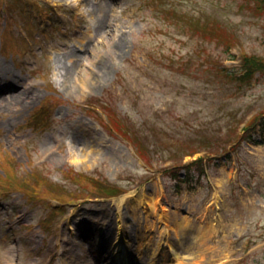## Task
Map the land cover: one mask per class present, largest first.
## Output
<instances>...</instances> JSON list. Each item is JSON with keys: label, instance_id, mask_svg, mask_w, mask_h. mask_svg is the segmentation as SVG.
Returning a JSON list of instances; mask_svg holds the SVG:
<instances>
[{"label": "rangeland", "instance_id": "374dc122", "mask_svg": "<svg viewBox=\"0 0 264 264\" xmlns=\"http://www.w3.org/2000/svg\"><path fill=\"white\" fill-rule=\"evenodd\" d=\"M69 1L6 0L0 74L16 85L0 92V264H264V122L240 131L264 112V73L224 70L263 55L261 4L115 0L113 24L95 29L100 0L89 13ZM75 45L83 62L63 81ZM198 156L192 179L168 172ZM90 177L133 197H94L106 193Z\"/></svg>", "mask_w": 264, "mask_h": 264}, {"label": "bare ground", "instance_id": "6f19581e", "mask_svg": "<svg viewBox=\"0 0 264 264\" xmlns=\"http://www.w3.org/2000/svg\"><path fill=\"white\" fill-rule=\"evenodd\" d=\"M62 1L66 2L67 4L70 2L69 0H62ZM90 1L91 0H72V4L77 6L79 9H81L82 12L86 9L85 11L87 13H89V12H91L92 9L86 8V5L88 6ZM113 1H114V3L112 2V0H107V1L106 0H100L98 2V3H100V5L96 6L95 9L101 10V13L97 14L96 18L98 20L93 25L95 29H99L104 25L108 26L109 22H110V24H113V21H115L116 14L114 12V9H112L110 5L115 4L118 0L116 2H115V0H113ZM59 5L64 6L65 4L60 3ZM59 5H57V6H59ZM106 22H108V23H106ZM119 32H120V30H119ZM83 33H84V35H87V36L92 35V31L88 26L84 27ZM69 38L70 37H68L67 39H69ZM97 42L98 43L102 42V39H100V41H97ZM116 43H122V40L119 39ZM66 46H67V44H63V47H66ZM75 47H77V46L75 45L74 47L66 50L64 55H62V57H61L62 65L60 66L61 69L59 70V76L63 81H65L71 75V68L75 62H77V63L83 62V59L80 57V55L78 53V51H80L81 49H78ZM86 48H87V44L84 46V49H86ZM95 56H96V63L98 64V68L100 70V69H102L100 67V64L102 63V60H103L102 53L98 52ZM100 71H103V70H100ZM98 74H99V72H98ZM6 78H7L6 76H3L0 74V84H3V81H5ZM12 85H16V83L13 82L12 84L0 85V92H7V91L9 92V91L13 90L14 87ZM32 86H33L32 84H29L27 86L22 85V90L26 91L28 94H31ZM20 91H21L20 89L17 90V92H20ZM131 197H133L132 193H126V194H123V195L117 197L116 199L118 200L119 203H124L127 201L128 198H131Z\"/></svg>", "mask_w": 264, "mask_h": 264}, {"label": "trees", "instance_id": "16d2710c", "mask_svg": "<svg viewBox=\"0 0 264 264\" xmlns=\"http://www.w3.org/2000/svg\"><path fill=\"white\" fill-rule=\"evenodd\" d=\"M257 1L261 2V4H262L261 6L264 9V0H257ZM243 69H244V71H243L242 75L238 76L237 79L241 80V81H249L250 79H252V77H253V75H254V73L256 71H261V73H264V59L256 58V57H253V56L244 57ZM226 72L230 76L235 74V73L233 74L232 70H229V71L226 70ZM261 120L263 121L264 118H262ZM253 123L254 122L251 123V126L250 125L247 126L245 128V130L250 131L252 126H254ZM119 130H121V132L124 133V131L120 127H119ZM249 141L257 142V140L255 138H250ZM201 164H202V159L199 158V159L193 161L190 166L189 165L185 166V168L188 170V171H186L185 178L192 179L193 175H190V172L192 170V166L200 165V167H202ZM199 170H201L203 172V169L200 168ZM173 175L175 176V178L178 179V174H176V172L173 173ZM115 190H117L115 187H107L105 189V191H107V193H109V194H115L116 192H118V191H115Z\"/></svg>", "mask_w": 264, "mask_h": 264}]
</instances>
